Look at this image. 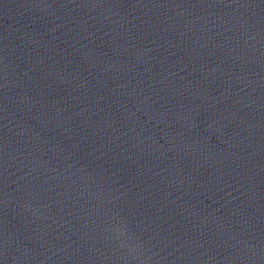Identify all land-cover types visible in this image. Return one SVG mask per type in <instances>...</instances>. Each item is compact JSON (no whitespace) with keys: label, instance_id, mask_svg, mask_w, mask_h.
Returning a JSON list of instances; mask_svg holds the SVG:
<instances>
[{"label":"water","instance_id":"1","mask_svg":"<svg viewBox=\"0 0 264 264\" xmlns=\"http://www.w3.org/2000/svg\"><path fill=\"white\" fill-rule=\"evenodd\" d=\"M0 264H264V0H0Z\"/></svg>","mask_w":264,"mask_h":264}]
</instances>
